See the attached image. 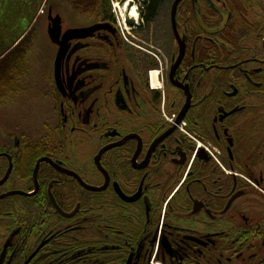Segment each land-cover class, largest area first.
<instances>
[{"label":"flooded vegetation","instance_id":"1","mask_svg":"<svg viewBox=\"0 0 264 264\" xmlns=\"http://www.w3.org/2000/svg\"><path fill=\"white\" fill-rule=\"evenodd\" d=\"M115 1L0 56V264H264V0Z\"/></svg>","mask_w":264,"mask_h":264},{"label":"rangeland","instance_id":"2","mask_svg":"<svg viewBox=\"0 0 264 264\" xmlns=\"http://www.w3.org/2000/svg\"><path fill=\"white\" fill-rule=\"evenodd\" d=\"M113 2H116L115 0H112ZM6 4V0H0V8H3ZM48 4H52L55 8H59L66 17H69L70 12V0H43L42 5H40V9L37 11V15L39 14V17H36L37 21L34 23V30L33 33L30 36H33L36 40L33 41V48L32 49V59L31 64L32 68L30 70V77L32 80V75L34 76L36 72L38 71V65L37 64V58L33 52L35 50H39V43L37 40L41 39V24L40 21V13L46 12V7ZM44 6V7H43ZM116 4L114 5V7ZM120 7V6H119ZM41 9H43L41 11ZM65 11V12H64ZM119 12V11H118ZM31 33V32H30ZM31 39V37L29 38ZM42 57L39 56V63L41 61ZM51 67V64L49 61L45 59L43 66L42 63L39 66V70L46 71ZM46 93V91H45ZM18 103H3L0 100V131L3 133L5 131H9L11 129H18V130H24L28 128L29 124H32L34 128L40 129L43 125V123L47 124L48 121L53 118V108L49 100L45 99V105H40V103H37V96H34V103H26L23 101L21 95H19L17 98ZM40 102H44V99H39Z\"/></svg>","mask_w":264,"mask_h":264},{"label":"trees","instance_id":"3","mask_svg":"<svg viewBox=\"0 0 264 264\" xmlns=\"http://www.w3.org/2000/svg\"><path fill=\"white\" fill-rule=\"evenodd\" d=\"M42 2L43 0H6L4 7L0 8V54L12 43L6 45L7 39L2 35L13 29L16 40L30 26ZM13 53L21 52L16 49Z\"/></svg>","mask_w":264,"mask_h":264},{"label":"water","instance_id":"4","mask_svg":"<svg viewBox=\"0 0 264 264\" xmlns=\"http://www.w3.org/2000/svg\"><path fill=\"white\" fill-rule=\"evenodd\" d=\"M53 24L52 27H50L49 32H50V36L52 38L53 41L58 42L59 36L62 32V28H61V18L60 16L55 17L53 20ZM72 31L68 30L65 33V36L63 38L64 43H67L70 40V36H71ZM64 52L63 49L61 48V50L58 53V58H57V71H59V66L61 64L62 58L64 56Z\"/></svg>","mask_w":264,"mask_h":264}]
</instances>
